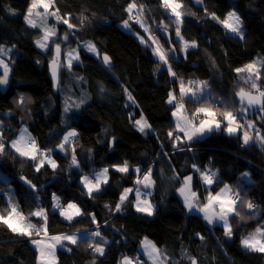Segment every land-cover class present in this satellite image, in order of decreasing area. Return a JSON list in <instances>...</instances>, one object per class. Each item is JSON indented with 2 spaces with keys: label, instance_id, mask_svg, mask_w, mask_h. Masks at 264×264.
<instances>
[{
  "label": "trees",
  "instance_id": "trees-1",
  "mask_svg": "<svg viewBox=\"0 0 264 264\" xmlns=\"http://www.w3.org/2000/svg\"><path fill=\"white\" fill-rule=\"evenodd\" d=\"M54 1L52 8L59 9L60 15L76 26L69 31L68 46L77 47L79 56L71 69L66 65L60 68L57 92L53 91L48 75V63L52 48L60 44V39H52L54 43L50 49L40 50L29 35L32 29L24 25L31 0H0V45L10 50L0 55L9 66L8 83L0 88V136L5 144V151L0 154V214L7 215L11 201L31 223L39 226L44 223L43 218L29 214L43 208L47 213L49 234L81 232L80 243L69 244L71 251H56L57 264H92L94 254L87 248L88 234L96 230L92 215L107 240L105 255H96L95 264H119L123 256L151 264L140 252L145 237L170 258L168 264L177 261L183 264L182 253L196 258L198 264H264V254L241 246L244 235L264 226V158L259 150L262 148L253 143L243 145L242 132L229 135L223 130L190 143L185 141L174 148L168 136L175 128L174 107L166 102L171 90L179 97L181 79L186 85L188 81H207V94L202 101L214 102L221 110L236 111L238 119L254 122L264 135V119L259 118L261 112L256 109L240 114L241 105L234 98L240 88L257 93L251 83L239 79L235 69L242 67L246 58L264 57V0H181L185 13L179 26L181 35L186 41L195 40L198 45L185 53L177 40V25L160 0H136L138 5H144V19L165 50L170 48L161 37L160 32L164 30L161 22L172 34L174 51L169 53V63L176 77L169 75L168 65L157 68L160 61L152 52L155 45L146 46L133 33L119 27L121 21L128 19L125 9L132 0ZM232 9L243 21V39L229 34L205 12L223 19ZM82 17L86 18L83 23ZM130 24L147 38L148 34L139 24L131 21ZM58 30L60 35L66 32L65 25L59 24ZM88 41L95 45L99 55L83 46L78 47V43ZM102 53L109 55L112 67L104 66ZM261 72L264 73V68ZM256 83L264 89V75ZM63 86L74 87L75 93L67 95L80 96L85 102L79 107L77 117L71 120L69 130L63 129L62 123ZM80 87L85 91L79 90ZM125 88L134 98V104L128 100ZM21 98H24L23 103H20ZM49 98L52 109L47 101ZM185 103V107L200 106L199 102L190 104L191 100ZM187 107L191 113L193 110ZM141 113L151 125L145 133L134 126ZM23 125L41 151L52 149L55 169L46 163L37 172L35 164L38 161L21 157L10 147ZM73 130L77 136L71 138L66 151H61L57 145ZM177 134L183 137V133ZM73 149L78 168L70 167ZM125 161L130 171L120 173L109 169L108 183L102 184L101 190L89 197L81 177L92 178L100 169L123 165ZM193 164L201 171H216L218 182L210 188L205 187ZM150 167L155 183L149 189L151 194L147 200L153 205V214L137 212L136 196L132 194L122 211L115 212L124 189L134 186L137 176L142 177ZM136 168L142 171L138 174ZM244 170H248V177L239 176ZM190 174L200 203L205 202L208 191L218 192L224 184L230 185L233 192H238V185L243 186L240 192L245 202L240 204L243 219L232 217L230 238L219 226L209 225L202 213H191L185 208L177 189ZM21 176L36 188L32 189ZM53 194L60 198L63 207L74 202L84 214L73 222L63 220L60 211L51 212ZM247 201L256 205L255 210L246 207ZM197 233L204 239L201 240ZM31 239L33 237L12 233L0 223V264H36L38 253ZM184 264H191V261Z\"/></svg>",
  "mask_w": 264,
  "mask_h": 264
},
{
  "label": "snow or ice",
  "instance_id": "snow-or-ice-1",
  "mask_svg": "<svg viewBox=\"0 0 264 264\" xmlns=\"http://www.w3.org/2000/svg\"><path fill=\"white\" fill-rule=\"evenodd\" d=\"M197 2H201V0H197ZM160 4L166 12L170 13L171 17L175 18L174 22L177 25L176 36L178 42L181 44L180 50L186 52L189 48L197 47L198 45L195 40L186 41L181 35V29L179 26L183 23V16L185 14L183 12V4L181 3V0H160ZM52 7H54V0H31L27 12L24 15V21L30 27L37 28L43 25V27H41L43 35L35 41L36 46L41 50L50 49L51 43H54L52 38L57 36L56 27L54 25L51 27L47 26L49 16L54 17L58 23L62 22L67 25L68 29H74L76 27L69 21V19L60 15L59 9L49 11ZM38 8H43L44 11H37ZM9 11L12 10L9 9ZM125 11L128 13V19L123 22L124 28L128 29L131 27L130 21L139 24L140 28H142L148 35L147 38H145V36L137 33V38L140 40V43L145 44L146 46L152 47V45H155V47L152 48V52L160 61L157 68L159 69L163 65H168L169 75L176 77L177 74L172 71L169 63L171 60L169 53L174 51V49L165 50L163 45L159 43L158 38L153 34L151 27L147 25L144 19V5H138L136 0H132V2L127 5ZM205 12L206 15H210L213 20L221 24L227 32L239 36L241 39L244 38L243 21L235 11H229L223 19L215 13L209 14L207 13V10H205ZM65 15L68 16L70 14ZM85 19V17H82L81 23H83ZM161 26L166 31L167 25H164L163 22H161ZM67 38L68 35L66 34L64 39L67 40ZM149 41H151V44L148 43ZM85 47L89 52L99 55L95 45L91 42H87ZM9 51V49H5L3 45H0V55H5ZM61 57V45L55 44L54 54L49 62L54 87H57L58 85V73L59 69L62 67ZM63 57L69 69L72 68L73 61L79 59V56L76 54V49H71L68 52L63 53ZM37 63H39V61H37ZM103 64L106 68H110L111 58L108 55H103ZM0 67L3 68V75H0V85H4L8 83L9 66L3 59H0ZM262 68H264V60L254 61L246 64L243 68L235 69V72L238 75L244 72L249 74L245 82L251 83V88L255 89L258 93L257 95H252L244 88H240L235 93V96L239 98L241 104L238 111L240 114H246L247 111L251 110L253 107L259 106L261 112L260 119H264V89H261L255 81L259 80L261 76L264 75V73L261 72ZM207 88V81H188L186 85L181 79L179 97H177L173 91L168 93V99L166 102L174 107L172 116L175 118V128L168 132V136L173 142V147L179 148L185 141L190 143L209 133L220 130L227 132L229 135L238 134L243 130V145H248L253 140L252 133L254 132L256 141L264 146V135L256 129L254 122L245 121L244 123H240L236 111L227 108L221 110V108L214 106V102L209 103L208 101H202V97L207 94ZM101 91H103V89H101ZM124 92L127 95L128 100L134 104L135 100L127 88L124 89ZM186 100L199 102L200 106L196 107L194 111L189 113L188 109L185 107ZM209 100H211V97H209ZM23 102L24 98H21L20 103ZM83 103L84 101L81 100L79 104H75L74 106L79 108ZM221 103L223 102L221 101ZM70 107L71 106H66L64 111L68 112ZM134 126L137 131L141 133H145L146 130L151 129V125L148 123L143 113H141L139 119L135 120ZM177 133H183V137ZM76 136L77 133L74 130L68 132L57 147L61 151H66L71 138ZM10 147L14 149L19 156L26 157L34 162L38 161V163L35 164V170L37 172H39L46 163L53 169L57 167L56 162L51 158L52 149L41 151L36 140L31 137L26 128L21 129L20 135L17 139L11 141ZM187 150L191 151L192 149L188 148ZM4 151L5 144L3 143V136H0V154H3ZM72 151L73 156L70 162V167L75 166L78 168L80 165L75 155V149ZM113 167L120 173H128L130 171V166L127 161H125L123 165H113ZM192 167L196 172H199L203 185L208 186V188L218 182L216 172L209 169L201 171L195 164H193ZM135 170L138 174L142 171L140 168H136ZM108 172V168H103L99 172H96L92 178L89 176L81 177V183L84 188L87 189L89 197H93L95 192H99L102 184L108 183ZM243 175L247 177L248 173H244ZM21 180H24L26 184H29L32 189L36 188V185L32 184L31 181L27 180L25 177L21 176ZM192 181V175L185 176L181 187L177 189V192L183 198L185 208L189 211L195 210L202 213L203 219L209 225L221 223L224 229V235L230 238L233 235V226L230 223V220L234 216H241L240 204L245 203L241 198V193L233 192L230 185L224 184L218 192L213 193L208 191V195L205 197L206 202L200 203L197 192L192 188ZM134 183L136 185H143L145 189L152 188L155 183L152 179V168L150 167L142 177L138 175ZM133 192L136 195V203L134 205L136 211L147 213L149 216L152 215L153 205L147 199H142V193L139 188H125L120 195L119 201L115 205L114 211H122L125 202L129 199V194ZM147 195H150V193H147ZM53 207L58 209L60 215L69 222H73L76 217L84 214L80 207L73 202H69L66 207H61L60 198L55 194H53ZM246 207L252 211L255 210L256 205L251 201H247ZM10 209L11 210L7 212L6 216L0 214V223L7 226L12 233L28 236L30 238L33 235L40 237L39 239H31V243L35 246L38 253L37 264H57L56 251L58 246L60 248L66 247L64 244L65 241L72 245H78L80 243V237L76 233L50 235L47 229V213L43 208H39L29 214L30 216L43 218L44 223L39 226L31 223L28 217L19 210L14 202L10 201ZM241 219H243V216H241ZM92 223L96 225V230L91 231L88 234L89 239L87 242V248L94 254L92 264H95L96 255H105V245L107 244V240L103 237L100 231V225L98 224L95 215H92ZM197 235L200 236L199 233H197ZM95 238L99 239L97 240ZM200 239L203 240L204 237L200 236ZM241 246L248 251L264 254V226H258L253 233L243 237L241 239ZM141 247L143 249V254L148 257V260L152 261V264H168L170 258L158 248L155 243L148 240L147 237L141 241ZM68 250L71 251L70 248ZM189 259L191 264H198L196 258L190 257ZM119 264H142V262L139 258L123 256L119 261Z\"/></svg>",
  "mask_w": 264,
  "mask_h": 264
},
{
  "label": "rangeland",
  "instance_id": "rangeland-1",
  "mask_svg": "<svg viewBox=\"0 0 264 264\" xmlns=\"http://www.w3.org/2000/svg\"><path fill=\"white\" fill-rule=\"evenodd\" d=\"M54 6H55V1H54ZM56 9L54 8H50L49 9V11H55ZM37 11H40V12H43L44 10H43V8H38L37 9ZM231 11H235L236 12V10H234V9H232ZM237 13V12H236ZM238 14V13H237ZM175 20V18L173 17V21ZM125 20H123V21H121L118 25H119V27L121 28V29H123L124 31H127V32H131V33H133L136 37H137V33H139L136 29H133V28H128V29H126V28H124V26H123V22H124ZM59 24H63L62 22L61 23H58L56 20H55V18L54 17H52V16H49L48 17V21H47V26L48 27H51V26H55L56 27V31H57V36L56 37H53L52 39H56V38H59L60 39V45H61V49H62V66H64V65H66V67H68L67 66V63H66V61L64 60V57H63V53H66V52H68L69 50H71V49H76V54L78 55V53H77V47H70V46H68L69 45V40H70V38H71V35H70V33H69V31H70V29H68V27H67V25H65V24H63V25H65V27H66V32H64L63 34H61L60 35V33H59V30H58V25ZM24 25L25 26H27V27H30L29 25H27L26 23H25V21H24ZM41 27H43V25H41ZM41 27H37V28H32V27H30V29H32V30H29L30 31V33H29V35L31 36V38L33 39V42L35 43V41L37 40V39H39L42 35H43V32L41 31ZM243 29H244V27H243ZM227 31V30H226ZM229 33V32H228ZM68 35V38H67V40H65L64 39V36L65 35ZM140 34V33H139ZM229 34H231V33H229ZM141 35V34H140ZM231 35H233V36H235L234 34H231ZM236 37H238V38H240L239 36H236ZM177 40H178V38H177ZM89 42V41H88ZM87 42H82V44H80V43H78V47H80V46H83L84 48H86L85 47V44H86ZM92 43V42H91ZM93 44V43H92ZM36 45V44H35ZM82 47V48H83ZM40 49V48H39ZM87 49V48H86ZM41 50V49H40ZM53 52H54V48H52V54H53ZM184 53H185V51H183ZM52 54L50 55V56H52ZM96 54V53H95ZM156 58H158V57H156ZM261 60H264V57L263 56H260V57H258L257 59H255V60H253V59H251V58H246L245 60H244V65L242 66V67H240V68H243L246 64H249V63H252V62H254V61H261ZM5 61V60H4ZM73 62H75V61H73ZM259 66V65H258ZM1 69L3 70V68L1 67ZM3 75V74H2ZM248 73L247 72H244V73H242V74H240V75H237L238 77H239V79L241 80V79H244V80H247V77H248ZM256 82V81H255ZM7 84H4V85H0V88H4L5 86H6ZM79 90H81V91H85L84 90V88H79ZM75 91V89H74V87H71V88H64V86L63 87H61V95L62 96H64L63 97V99H62V123H63V129H65V130H69L68 129V127H69V124H70V122H71V120H73L74 118H76L77 117V112H78V109L79 108H77V107H75L74 105L76 104V103H78V102H80L81 100H83L84 101V99L83 98H81L80 96H72L71 94H68L67 95V93L68 92H71V93H75L74 92ZM171 91H173V90H171ZM174 92V91H173ZM81 99H80V98ZM79 98V99H78ZM49 103H50V105H51V107H50V109H52V107H53V103H52V99L51 98H49V100H47ZM187 101V100H186ZM195 101H191V103L190 104H192V103H194ZM85 103V102H84ZM186 104V103H185ZM66 106H71L70 108H69V111L68 112H65L64 111V109H65V107ZM81 106V105H80ZM187 107V106H186ZM192 106H190L189 105V107H187V108H191ZM43 108H45V107H43ZM193 111L195 110V108H191ZM259 111H260V109H258ZM173 111H174V109H173ZM174 118V117H173ZM175 119V118H174ZM239 120H240V123H243V122H245V121H247V120H243V119H240L239 118ZM27 129V127L25 126V125H23L20 129H19V131H18V133H17V135H16V137L14 138V139H17L18 138V136L20 135V131H21V129ZM27 131H28V129H27ZM70 132V131H69ZM240 132H242V134H243V130H241ZM28 133L30 134V132L28 131ZM252 135H253V140L250 142V143H253V144H255V146H257L258 148H262V149H259L260 150V152H261V156L264 158V146H262L258 141H256V139H255V133L253 132L252 133ZM13 139V140H14ZM105 168V167H104ZM106 168H108V169H112V170H115V168L113 167V166H108V167H106ZM103 169V168H102ZM101 170V169H100ZM99 170V171H100ZM99 171H97V172H99ZM213 171V170H212ZM214 172H216V171H214ZM244 173H248V170H244V171H242V172H240L239 173V176L241 175V177H245L243 174ZM249 174V173H248ZM191 175V174H190ZM87 176V175H86ZM193 176V175H192ZM248 177V176H247ZM201 179V178H200ZM183 182V181H182ZM202 182V181H201ZM192 183H193V181H192ZM203 184V183H202ZM205 187H208V186H206V185H204ZM179 187H181V185L179 186ZM178 187V188H179ZM131 188H139L140 190H141V193H142V199L144 198V199H148L149 197H150V195H147V193H150L151 194V191L149 190V189H145L144 187H143V185H134V186H132ZM193 188V187H192ZM237 189V191L238 192H242L243 191V186H241V185H238V187L236 188ZM194 190V189H193ZM215 192H217V191H215ZM130 194H132L133 196L135 195V193L133 192V193H130ZM129 194V195H130ZM179 194V193H178ZM136 196V195H135ZM179 196H180V194H179ZM180 198L183 200V198L180 196ZM206 202V201H205ZM74 203V202H73ZM204 203V202H203ZM62 206V205H61ZM52 209H55L53 206H51V210ZM187 209V208H186ZM38 210V209H37ZM34 211H36V209L34 210ZM46 211V210H45ZM187 211L188 212H191V213H196L197 211H195V210H193V211H189L188 209H187ZM53 212V211H52ZM25 215V214H24ZM61 218L63 219V220H65L62 216H61ZM264 224V223H263ZM214 225H216V226H219V228H221L222 230H224L223 229V227H222V224L221 223H216V224H214ZM253 233V232H252ZM50 235H56V234H50ZM249 234H246V235H244L243 237H246V236H248ZM32 237H36L35 235H33ZM145 239V238H144ZM143 239V240H144ZM149 240V239H148ZM69 243H68V246H66V247H64V248H60L59 246H58V248H57V250L58 249H62V250H66V251H68V249H69ZM140 252H141V254H143V249H142V247H141V245H140ZM144 255V254H143ZM145 256V255H144ZM56 258H57V256H56ZM136 258V257H135ZM189 257L185 254V253H182L181 254V261H182V263L184 264V263H190V260L188 259ZM145 259L146 260H148V257L147 256H145ZM148 261H150V260H148ZM151 263H152V261H150ZM180 262L179 261H177L176 262V264H179Z\"/></svg>",
  "mask_w": 264,
  "mask_h": 264
},
{
  "label": "water",
  "instance_id": "water-1",
  "mask_svg": "<svg viewBox=\"0 0 264 264\" xmlns=\"http://www.w3.org/2000/svg\"><path fill=\"white\" fill-rule=\"evenodd\" d=\"M160 34H161V37L168 43V47L170 48V49H174L173 48V43H172V41H171V36H172V34L169 32V31H165V30H161V32H160ZM53 54H54V52H53ZM53 54H52V56H53ZM103 55H108V54H106V53H102L101 54V61H102V63H103ZM109 56V55H108ZM51 59H52V57H51ZM50 62V61H49ZM113 66V63H112V60H111V66L110 67H112ZM59 73H60V69H59ZM59 73H58V85H57V87H54L53 86V81H52V77H51V72H50V68H49V63H48V75H49V77H50V80H51V82H52V87H53V91L54 92H57L58 91V88H59ZM247 91V90H246ZM248 92H250L252 95H257L258 93H255V92H251V91H248ZM234 98H235V101L239 104V105H241L240 104V102H239V98L238 97H236L235 96V94H234ZM256 109H259V106H255V107H253L250 111H252V110H256Z\"/></svg>",
  "mask_w": 264,
  "mask_h": 264
},
{
  "label": "crops",
  "instance_id": "crops-1",
  "mask_svg": "<svg viewBox=\"0 0 264 264\" xmlns=\"http://www.w3.org/2000/svg\"><path fill=\"white\" fill-rule=\"evenodd\" d=\"M150 202V201H149ZM135 203H136V200H135ZM135 203H134V205H135ZM135 207V206H134ZM203 215V214H202ZM72 233H76L78 236H80V233L81 232H72ZM60 234H63V233H60ZM68 234H71V233H68ZM56 235H59V234H56ZM40 237H33V239H39ZM64 244L66 245V246H68V242L67 241H65L64 242ZM35 247V246H34ZM144 256V255H143ZM145 257V256H144ZM56 261H57V259H56ZM37 264V263H36ZM152 264V263H151Z\"/></svg>",
  "mask_w": 264,
  "mask_h": 264
},
{
  "label": "built area",
  "instance_id": "built-area-1",
  "mask_svg": "<svg viewBox=\"0 0 264 264\" xmlns=\"http://www.w3.org/2000/svg\"><path fill=\"white\" fill-rule=\"evenodd\" d=\"M61 207H63V206H61ZM52 211H53V212H57V211H59V210H58V209H52L51 212H52ZM90 251H91V250H90ZM139 260H140V259H139Z\"/></svg>",
  "mask_w": 264,
  "mask_h": 264
}]
</instances>
